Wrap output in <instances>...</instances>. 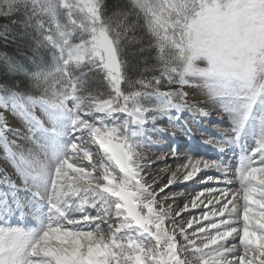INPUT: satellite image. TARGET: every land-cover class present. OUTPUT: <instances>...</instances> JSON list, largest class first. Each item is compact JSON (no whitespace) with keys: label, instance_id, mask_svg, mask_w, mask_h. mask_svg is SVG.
Instances as JSON below:
<instances>
[{"label":"snow or ice","instance_id":"obj_1","mask_svg":"<svg viewBox=\"0 0 264 264\" xmlns=\"http://www.w3.org/2000/svg\"><path fill=\"white\" fill-rule=\"evenodd\" d=\"M0 143V264H264V0H0Z\"/></svg>","mask_w":264,"mask_h":264},{"label":"rangeland","instance_id":"obj_2","mask_svg":"<svg viewBox=\"0 0 264 264\" xmlns=\"http://www.w3.org/2000/svg\"><path fill=\"white\" fill-rule=\"evenodd\" d=\"M201 66H203V65H201ZM162 90H166V89H162ZM184 90L188 92L187 100L189 103L196 104L198 106H201L205 103L206 97H205V93L202 89H198V88L188 89L187 87H185ZM207 110L212 113L210 118L208 120H203V121L195 122V123L189 118V114L185 113L181 117V120L188 119V124L193 129L192 135L188 136V135H183L180 132H177V137L175 138L174 141H171V138H168V140H166L165 143L160 144V145L155 146V147L150 149V152L155 153V155H153L154 158L156 159V156H159L161 154V152H168L170 150V147H175L174 146L175 144L178 146L176 148V150L179 149V147H180V149L177 150L179 156L181 157L179 162H184L185 154L182 153L183 151L189 152V153L190 152L197 153V154H193V155H199V152L204 153V151H205L204 148L197 141L198 140L202 141V139H207L208 137H213V136H210L211 132L216 133V129L213 127V124L219 122V117L215 114V110L211 107H209ZM6 118H7L9 126H19L22 123L19 120V118L15 117L14 115H7ZM161 123H162V126L168 127V122H167L166 118L164 120H162ZM219 123H222L223 126H228L227 123H225V122H219ZM208 131H210V132H208ZM9 139L11 140L12 138L9 137ZM192 139H196L197 141L194 140L192 142L191 141ZM249 142L250 141H245V143H249ZM197 147H202V148L200 149ZM230 154L232 155V153L229 152V155ZM202 156H204V155H202ZM207 157L210 158L209 156H207ZM165 163H167L168 166H170L173 170H175L176 165H177V161L173 160L171 155H169V157L166 161L156 160V163L153 165V169H157V172H159L158 170L163 168L165 166ZM9 164H10V161H8L7 153L4 149V145H3V143H0V173L7 170L9 172V175H11V169L9 168ZM153 172L155 173V170H153ZM167 175H171V173H168ZM13 179H15V177H13ZM200 179H201V177H198L196 180L189 181V182L184 183V184L173 185L172 188H173L174 193L177 192V193H182L185 195L183 197V199L179 200L178 204L176 202L174 204L178 205L179 207H183V204L185 203L186 199L188 201H190L191 198L196 195L197 191H199L201 188L205 187V185L199 183ZM166 180H167V176H164L163 177V183H166ZM163 183H161V185H160L161 187L163 186ZM212 186L215 187L216 185H212ZM236 186H238V183ZM165 194H168L166 189H165ZM161 195L163 196L164 194H161ZM200 211H201V209L194 210L192 212V215L193 216L198 215ZM30 217L31 216L27 217L28 222H29ZM187 218H188V216L186 215L185 219H187ZM25 225L26 224H24V227H32L33 223L31 225H30V223L26 226ZM14 226H18V224H15ZM21 226H22V224H21Z\"/></svg>","mask_w":264,"mask_h":264},{"label":"trees","instance_id":"obj_3","mask_svg":"<svg viewBox=\"0 0 264 264\" xmlns=\"http://www.w3.org/2000/svg\"><path fill=\"white\" fill-rule=\"evenodd\" d=\"M19 55L23 56L24 52L21 51ZM143 71H144V65H143L142 60L139 63H136L135 61H133L129 66L128 77L129 79H137L138 74ZM122 87L127 89L128 86L127 84H122ZM100 90L103 91V88H101Z\"/></svg>","mask_w":264,"mask_h":264},{"label":"bare ground","instance_id":"obj_4","mask_svg":"<svg viewBox=\"0 0 264 264\" xmlns=\"http://www.w3.org/2000/svg\"><path fill=\"white\" fill-rule=\"evenodd\" d=\"M213 121V120H212ZM179 142V141H178ZM181 143V142H180ZM180 145V144H179ZM209 146V145H208ZM212 149V148H211ZM231 153V152H230ZM179 155V154H178ZM231 155V154H230ZM152 159L153 160H155L156 161V159L154 158V156L152 157ZM153 170H155V173L157 172V169H153ZM159 171V170H158ZM173 185H175V184H173ZM173 185L169 188V189H166L167 190V192H168V195H171V194H174V192H173ZM175 194H180V193H175ZM185 195L183 194V195H180V196H178V199H176L175 201H172V200H169V203H179V200L180 199H183V197H184Z\"/></svg>","mask_w":264,"mask_h":264}]
</instances>
